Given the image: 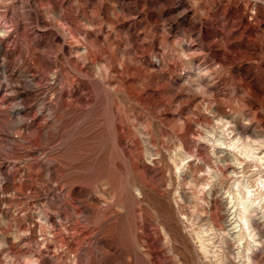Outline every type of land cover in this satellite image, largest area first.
<instances>
[{
	"label": "rangeland",
	"instance_id": "obj_1",
	"mask_svg": "<svg viewBox=\"0 0 264 264\" xmlns=\"http://www.w3.org/2000/svg\"><path fill=\"white\" fill-rule=\"evenodd\" d=\"M0 82V264H264V0H0Z\"/></svg>",
	"mask_w": 264,
	"mask_h": 264
},
{
	"label": "bare ground",
	"instance_id": "obj_2",
	"mask_svg": "<svg viewBox=\"0 0 264 264\" xmlns=\"http://www.w3.org/2000/svg\"><path fill=\"white\" fill-rule=\"evenodd\" d=\"M1 83V82H0ZM238 142V141H237ZM239 146V149H241V151H243L246 156L247 155H250L252 157H254L253 155H257V154H254V150L251 148V145L249 143H243V142H240L238 145H236L235 147H238ZM236 149V148H235ZM254 151V152H253ZM255 158V157H254ZM258 158V157H257ZM262 160V159H261ZM264 160V159H263ZM262 185L264 186V180L261 181ZM234 192V191H233ZM236 194V193H235ZM240 196V195H239ZM246 196V195H244ZM255 197V196H254ZM255 199V198H254ZM240 203V220L242 223V227L240 229V236H239V240H242L243 238L245 239V245L243 244V249H242V257L244 259V262L246 264H251L252 263V248L255 247V239L253 238V234H252V228L254 227L252 225L253 222H251V209H252V203H253V200L251 198V195L250 193L247 194L246 197H241V201L239 202ZM238 204V203H237ZM236 204V205H237ZM239 206V205H238ZM239 219V218H238ZM199 226V225H198ZM255 228V227H254ZM207 234V233H206ZM206 238V237H205ZM209 240V239H207ZM238 240L239 242V247L241 246L242 247V244L240 243V241ZM209 242V241H207ZM242 242V241H241ZM200 246L201 248L204 250V253H208L209 250L207 249L208 248V244L205 243V241L203 239H200ZM240 247V248H241ZM238 248V247H237ZM212 250V249H211ZM237 252V251H236ZM237 254V253H236ZM239 256V255H238Z\"/></svg>",
	"mask_w": 264,
	"mask_h": 264
}]
</instances>
